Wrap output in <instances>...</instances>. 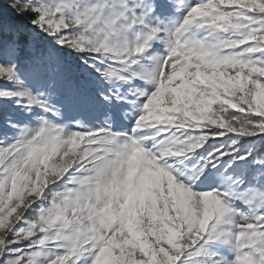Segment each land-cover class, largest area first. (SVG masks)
Masks as SVG:
<instances>
[{"label": "snow or ice", "instance_id": "6c2138e0", "mask_svg": "<svg viewBox=\"0 0 264 264\" xmlns=\"http://www.w3.org/2000/svg\"><path fill=\"white\" fill-rule=\"evenodd\" d=\"M0 264H264V0H0Z\"/></svg>", "mask_w": 264, "mask_h": 264}]
</instances>
